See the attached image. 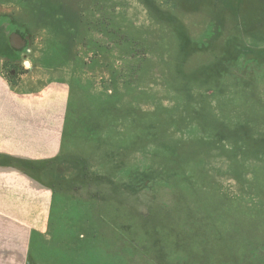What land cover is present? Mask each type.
Wrapping results in <instances>:
<instances>
[{"label": "rangeland", "instance_id": "1", "mask_svg": "<svg viewBox=\"0 0 264 264\" xmlns=\"http://www.w3.org/2000/svg\"><path fill=\"white\" fill-rule=\"evenodd\" d=\"M0 75L66 96L33 264H264V0H0Z\"/></svg>", "mask_w": 264, "mask_h": 264}, {"label": "crops", "instance_id": "2", "mask_svg": "<svg viewBox=\"0 0 264 264\" xmlns=\"http://www.w3.org/2000/svg\"><path fill=\"white\" fill-rule=\"evenodd\" d=\"M57 86L23 95L0 75V264H33L50 226L54 192L32 167L62 149L67 102Z\"/></svg>", "mask_w": 264, "mask_h": 264}, {"label": "water", "instance_id": "3", "mask_svg": "<svg viewBox=\"0 0 264 264\" xmlns=\"http://www.w3.org/2000/svg\"><path fill=\"white\" fill-rule=\"evenodd\" d=\"M25 64L27 65V64H28V62H25Z\"/></svg>", "mask_w": 264, "mask_h": 264}]
</instances>
